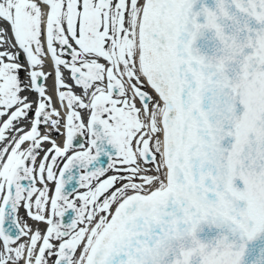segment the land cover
<instances>
[{
    "label": "snow or ice",
    "instance_id": "6c2138e0",
    "mask_svg": "<svg viewBox=\"0 0 264 264\" xmlns=\"http://www.w3.org/2000/svg\"><path fill=\"white\" fill-rule=\"evenodd\" d=\"M0 264H264V0H0Z\"/></svg>",
    "mask_w": 264,
    "mask_h": 264
},
{
    "label": "water",
    "instance_id": "95a60500",
    "mask_svg": "<svg viewBox=\"0 0 264 264\" xmlns=\"http://www.w3.org/2000/svg\"><path fill=\"white\" fill-rule=\"evenodd\" d=\"M209 3H211V0H209ZM80 142H82V138L78 137V138H77V141H75L74 143H80ZM108 151L114 153V152H115V149L112 148L110 145H108V146H106L105 152H108ZM107 160H108L107 155H106L105 153H102V154L98 157L97 162H95V163H97L99 166H104V165H106ZM73 172L75 173V172H76V169H73ZM238 183H239L240 186L242 187V182H238ZM76 184H77L76 179H73L72 181H70V182L66 185V190L71 191V189H72L73 187H75ZM209 235H210V234H209ZM246 259H247V258H246Z\"/></svg>",
    "mask_w": 264,
    "mask_h": 264
},
{
    "label": "bare ground",
    "instance_id": "6f19581e",
    "mask_svg": "<svg viewBox=\"0 0 264 264\" xmlns=\"http://www.w3.org/2000/svg\"><path fill=\"white\" fill-rule=\"evenodd\" d=\"M20 215H22V210H21V212H20Z\"/></svg>",
    "mask_w": 264,
    "mask_h": 264
}]
</instances>
